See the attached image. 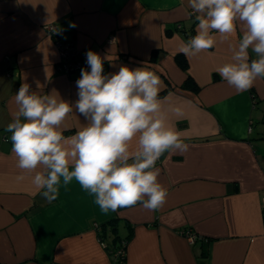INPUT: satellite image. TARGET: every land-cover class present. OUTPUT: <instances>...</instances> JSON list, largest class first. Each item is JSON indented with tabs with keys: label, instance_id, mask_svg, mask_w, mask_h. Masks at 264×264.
<instances>
[{
	"label": "crops",
	"instance_id": "crops-1",
	"mask_svg": "<svg viewBox=\"0 0 264 264\" xmlns=\"http://www.w3.org/2000/svg\"><path fill=\"white\" fill-rule=\"evenodd\" d=\"M191 11L188 0H0V264H118L111 246L122 238L124 264H264V78L237 92L217 72L232 62L243 23L226 40L214 32L213 48L183 54L181 45L196 35ZM50 24L99 54L105 74L143 67L162 81L167 126L189 150L166 152L156 163L168 190L159 210L138 203L103 214L75 178L67 186L61 178L58 198L49 203L32 175L18 179L22 170L4 125L17 110L21 84L70 105L78 99L81 72L56 69ZM186 77L196 91L182 87ZM84 123L74 109L63 135ZM183 230L197 235L193 243Z\"/></svg>",
	"mask_w": 264,
	"mask_h": 264
},
{
	"label": "clouds",
	"instance_id": "clouds-1",
	"mask_svg": "<svg viewBox=\"0 0 264 264\" xmlns=\"http://www.w3.org/2000/svg\"><path fill=\"white\" fill-rule=\"evenodd\" d=\"M188 6L198 23L196 35L180 47L183 54L196 56L213 48L214 32L226 40L243 23L232 62L217 72L237 92L264 78V0H188ZM86 63L90 71L81 69L74 105L58 94L31 91L27 83L16 92L17 110L4 131L10 133L11 151L22 170L18 179L25 178L23 173L32 175V183L49 203L58 198L61 178L64 186L75 178L103 214L138 203L159 210L168 190L158 181L156 162L166 152L189 150L180 133L167 126L158 98L162 81L143 67L121 66L105 74L102 58L92 50L86 53ZM74 109L86 123L66 138L61 126Z\"/></svg>",
	"mask_w": 264,
	"mask_h": 264
},
{
	"label": "built area",
	"instance_id": "built-area-1",
	"mask_svg": "<svg viewBox=\"0 0 264 264\" xmlns=\"http://www.w3.org/2000/svg\"><path fill=\"white\" fill-rule=\"evenodd\" d=\"M46 30L49 33V36H51L58 52V62L55 66L57 70L68 75L81 72L82 68L90 71V68H88L86 63V53L88 50L78 48L72 40L62 39L59 36V30L55 24L48 25ZM191 37L192 36H189V38ZM180 233L190 243H193L197 237V235L190 230H183ZM113 255L118 264H124L125 249H123V247L116 249Z\"/></svg>",
	"mask_w": 264,
	"mask_h": 264
},
{
	"label": "trees",
	"instance_id": "trees-1",
	"mask_svg": "<svg viewBox=\"0 0 264 264\" xmlns=\"http://www.w3.org/2000/svg\"><path fill=\"white\" fill-rule=\"evenodd\" d=\"M59 36L62 39H64V40H72V39H65V38H63V34L61 32H59ZM176 61L179 64V66H180V68L182 70H185L186 69L187 64H186V61H185L183 55H177L176 56ZM182 87L183 88H186V89L193 90V91H196L198 89L197 85L195 84V82L192 80L191 77H186V79L184 80V82L182 84ZM262 217H264V209H262ZM110 228H111V230L112 229L115 230L114 222H112ZM200 239H202V238H200ZM116 241H118V242H116V245H112L111 246V248H112L111 251L114 252L116 249H118V248L120 249L121 247H123V249L126 248V245H127V242H128V239L127 238H122V239H119V240H116Z\"/></svg>",
	"mask_w": 264,
	"mask_h": 264
}]
</instances>
